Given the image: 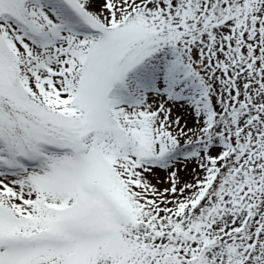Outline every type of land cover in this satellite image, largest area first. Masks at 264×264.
I'll list each match as a JSON object with an SVG mask.
<instances>
[{
	"label": "snow or ice",
	"instance_id": "6c2138e0",
	"mask_svg": "<svg viewBox=\"0 0 264 264\" xmlns=\"http://www.w3.org/2000/svg\"><path fill=\"white\" fill-rule=\"evenodd\" d=\"M0 264H264V0H0Z\"/></svg>",
	"mask_w": 264,
	"mask_h": 264
}]
</instances>
